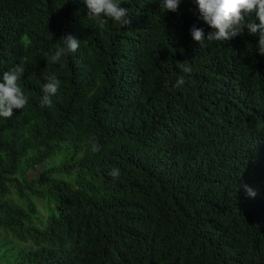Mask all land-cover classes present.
I'll list each match as a JSON object with an SVG mask.
<instances>
[{
  "label": "trees",
  "instance_id": "obj_1",
  "mask_svg": "<svg viewBox=\"0 0 264 264\" xmlns=\"http://www.w3.org/2000/svg\"><path fill=\"white\" fill-rule=\"evenodd\" d=\"M119 3L125 27L83 0H0V80L23 63L28 97L0 117V264H264L259 32L200 48L195 0ZM66 35L80 47L49 63Z\"/></svg>",
  "mask_w": 264,
  "mask_h": 264
},
{
  "label": "clouds",
  "instance_id": "obj_2",
  "mask_svg": "<svg viewBox=\"0 0 264 264\" xmlns=\"http://www.w3.org/2000/svg\"><path fill=\"white\" fill-rule=\"evenodd\" d=\"M88 12L87 18L96 21L99 26L107 24L109 20L121 26L130 24V15L126 7L121 6L119 0H83ZM181 0H161L163 10L177 12ZM198 6L199 18L211 29L205 33L202 27L192 26L190 35L200 48L207 47L213 42L227 43L246 27L250 34L259 32V41L256 49L259 55L264 56V0H195ZM259 20V24L256 23ZM62 45H58L49 56L48 62L57 64L62 57L75 53L80 47V40L72 35L62 36ZM182 71L190 74L192 68L182 64ZM25 73L23 63L17 64L11 70L3 72L0 80V117L10 119L14 109H24L28 97L20 87L19 81ZM46 83L43 85L41 107H50L51 97L56 96L61 87V81L55 74L44 76ZM185 83L184 76L177 78L173 87H180ZM93 152L100 151V145L95 138L91 141ZM108 175L113 180L119 179L120 170L113 167ZM249 197H255L256 192L248 185L243 186Z\"/></svg>",
  "mask_w": 264,
  "mask_h": 264
},
{
  "label": "rangeland",
  "instance_id": "obj_3",
  "mask_svg": "<svg viewBox=\"0 0 264 264\" xmlns=\"http://www.w3.org/2000/svg\"><path fill=\"white\" fill-rule=\"evenodd\" d=\"M69 157H70L69 154H67V156L64 155L63 162H64L65 160L69 159ZM49 165H50V167H59V166L61 165L60 162H59V158H55V159H53L52 161H50V162H49L47 165H45V166H40L38 172L31 173L30 175H31V176L37 175L39 172H41V171H43L44 169L48 168ZM40 204L42 205V204H44V203L41 202Z\"/></svg>",
  "mask_w": 264,
  "mask_h": 264
}]
</instances>
